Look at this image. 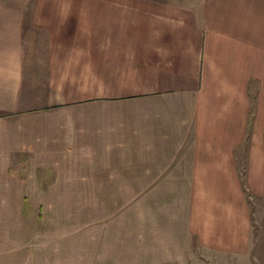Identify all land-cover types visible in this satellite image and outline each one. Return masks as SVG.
<instances>
[{"label": "crops", "instance_id": "obj_1", "mask_svg": "<svg viewBox=\"0 0 264 264\" xmlns=\"http://www.w3.org/2000/svg\"><path fill=\"white\" fill-rule=\"evenodd\" d=\"M7 152L130 187L153 264H264V0H0Z\"/></svg>", "mask_w": 264, "mask_h": 264}, {"label": "rangeland", "instance_id": "obj_2", "mask_svg": "<svg viewBox=\"0 0 264 264\" xmlns=\"http://www.w3.org/2000/svg\"><path fill=\"white\" fill-rule=\"evenodd\" d=\"M29 76L36 79L34 68ZM35 86L30 96L40 92ZM22 156L0 154V167L15 165L0 168V264H153L146 233L130 225V187L54 185L48 169L17 167ZM145 190L138 187V195ZM254 236L263 242L253 250L259 256L262 222Z\"/></svg>", "mask_w": 264, "mask_h": 264}]
</instances>
